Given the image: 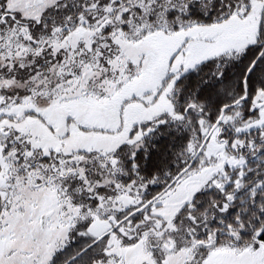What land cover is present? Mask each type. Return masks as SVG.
Returning a JSON list of instances; mask_svg holds the SVG:
<instances>
[{
  "label": "snow or ice",
  "instance_id": "obj_1",
  "mask_svg": "<svg viewBox=\"0 0 264 264\" xmlns=\"http://www.w3.org/2000/svg\"><path fill=\"white\" fill-rule=\"evenodd\" d=\"M0 264H264V0H0Z\"/></svg>",
  "mask_w": 264,
  "mask_h": 264
}]
</instances>
